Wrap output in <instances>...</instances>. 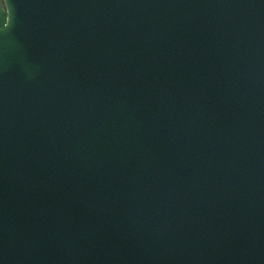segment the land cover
<instances>
[{"label":"water","instance_id":"water-1","mask_svg":"<svg viewBox=\"0 0 264 264\" xmlns=\"http://www.w3.org/2000/svg\"><path fill=\"white\" fill-rule=\"evenodd\" d=\"M0 3V264H264V0Z\"/></svg>","mask_w":264,"mask_h":264},{"label":"snow or ice","instance_id":"snow-or-ice-1","mask_svg":"<svg viewBox=\"0 0 264 264\" xmlns=\"http://www.w3.org/2000/svg\"><path fill=\"white\" fill-rule=\"evenodd\" d=\"M6 2V0H3V3H5ZM0 4H2V3H0Z\"/></svg>","mask_w":264,"mask_h":264}]
</instances>
